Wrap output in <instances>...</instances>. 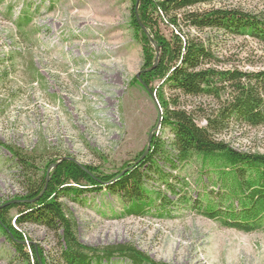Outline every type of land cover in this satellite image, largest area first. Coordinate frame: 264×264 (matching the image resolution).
I'll use <instances>...</instances> for the list:
<instances>
[{"label":"rangeland","instance_id":"rangeland-1","mask_svg":"<svg viewBox=\"0 0 264 264\" xmlns=\"http://www.w3.org/2000/svg\"><path fill=\"white\" fill-rule=\"evenodd\" d=\"M139 5L140 0H0V205L19 201L29 177L5 145L37 159L30 182L37 183L49 164L46 189L50 174L63 160L112 175L145 151L150 133L170 141L169 131L157 128V104L136 80L144 64L142 42L132 22L133 15L139 19ZM235 6L264 11V0H217L190 10H233ZM26 7L32 20L18 30L15 21ZM165 20H158L157 30L169 39L172 28ZM183 29L211 48L213 66L264 70V44L256 39L216 29ZM150 47L154 49L152 43ZM158 85L156 81L152 87ZM164 95L170 99L176 93L165 87ZM182 102L188 109L217 107L209 97ZM218 137L237 151L264 154V127L231 122ZM157 163L172 172L162 161ZM198 167L190 161L172 172L189 185L176 195L166 193L174 203L166 216L151 210L144 218H114L112 212L119 215L123 201L106 189L62 195L60 201L75 223L76 237L89 247L131 244L163 264H264V232L224 228L177 201L184 195L194 200L206 193L216 202L224 193L220 183L213 184L207 176L197 179ZM164 183L150 176L146 185L165 194ZM17 211L8 213L12 224ZM17 230L24 237L25 251L34 244L43 250L47 263L58 254L57 236L46 227L25 223ZM0 264H26L1 233ZM109 264L130 263L116 257Z\"/></svg>","mask_w":264,"mask_h":264},{"label":"trees","instance_id":"trees-1","mask_svg":"<svg viewBox=\"0 0 264 264\" xmlns=\"http://www.w3.org/2000/svg\"><path fill=\"white\" fill-rule=\"evenodd\" d=\"M214 1L217 0H140L139 20L159 47V62L155 67V49L150 47L133 15V28L144 53L143 68L136 80L154 94L161 111L159 128L162 132L169 131V142L153 134L147 155L140 160L143 150L134 163L112 175H104L95 167H81L72 160H63L50 174L46 189L45 175L49 164L37 183L30 182L28 178L34 175L32 170L36 168L37 159L22 149L5 145L24 175L29 177L26 178L25 195L18 202L0 205V233L26 264H109L116 257L130 264H163L151 260L131 244L101 248L82 244L76 237L75 223L65 213L60 198L106 189L123 201L121 213L112 212L114 218H144L151 210L166 216L171 212L169 206L174 204L166 193L176 195L189 185L186 178L179 181L172 172L190 161L199 165L197 179L207 176L213 184L220 183L224 193L216 202L209 200L206 193L194 200L184 195L177 199L178 202L194 207L198 214L224 228L243 233L264 232V154L237 151L218 137L231 122L250 128L264 127V70L241 71L213 66L211 48L200 39L187 35L183 29H216L235 36H250L264 44V11L252 12L240 6L233 10H190ZM161 17H167L165 21L172 28L169 39L157 30ZM31 20L26 7L15 25L18 30H23ZM156 81L158 87H152ZM165 87L176 95L165 98ZM226 94L228 96L222 100ZM199 97L215 100L217 107L188 109L182 102L183 98ZM199 120L205 125L200 126ZM158 160L172 172H165L158 166ZM150 176L165 182V194L147 187ZM12 209L18 210L13 224L8 218ZM25 223L40 224L57 236L60 249L48 263L43 250L34 244H29L28 252L25 251L24 237L17 230V226Z\"/></svg>","mask_w":264,"mask_h":264},{"label":"water","instance_id":"water-1","mask_svg":"<svg viewBox=\"0 0 264 264\" xmlns=\"http://www.w3.org/2000/svg\"><path fill=\"white\" fill-rule=\"evenodd\" d=\"M138 1H139V0H137V3H138ZM137 21H138L139 26L141 27V29H142L143 32L145 33V35H146L147 39L149 40V42L152 43L153 46H154V49H155V64H154V67H155V66L158 64V62H159V47L156 45V43H155V41L152 39V37L148 34L147 30H146L145 27L142 25V23L140 22V20L137 19ZM137 77H138V75H137ZM144 88L146 89V91H147V92L149 93V95L152 97L153 101H154V102L157 104V106H158L157 100L155 99V96H154V94L151 92V90H150L149 88H147L146 86H144ZM158 108H159V106H158ZM159 111H160V109H159ZM160 112H161V111H160ZM160 112H159V117H158L157 128L159 127V123H160V120H161V118H160V114H161V113H160ZM152 136H153V133H150L149 136H148V139H147V146H146V149H145L143 155L141 156L140 160L143 159V158L147 155V153L149 152V149H150V146H151ZM125 171H126V170H124L120 175H122ZM120 175H119V176H120ZM119 176H117L116 179H118ZM15 202H18V201L8 202V203H6L5 205H7V204H11V203H15Z\"/></svg>","mask_w":264,"mask_h":264}]
</instances>
